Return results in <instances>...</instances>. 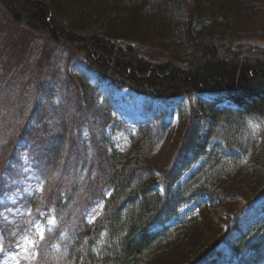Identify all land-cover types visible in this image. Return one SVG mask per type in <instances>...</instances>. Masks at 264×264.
Masks as SVG:
<instances>
[{
  "label": "trees",
  "instance_id": "obj_1",
  "mask_svg": "<svg viewBox=\"0 0 264 264\" xmlns=\"http://www.w3.org/2000/svg\"><path fill=\"white\" fill-rule=\"evenodd\" d=\"M256 5L255 0H0L13 24L70 47L86 69L119 90L156 100L225 95L232 107L204 103L202 108L223 123L225 137L235 144L248 117L264 120V58L235 46L240 38H253ZM207 22L209 32H197V26ZM190 130L186 125L160 159L151 157L154 136L147 124L129 137L131 154L103 144L106 171L99 193L93 195L100 212L69 231L59 249L62 264H209L223 245L234 254L233 264L253 258V253L245 262L238 258L233 247L245 240L233 238L232 231L241 214L264 198V142L242 175L250 195L239 208H231L227 217L217 212L233 189L224 163L214 157L181 189L193 198L196 212L212 215L176 216L165 223L174 209L180 164L195 145ZM66 163L59 153L52 194L35 195L40 206L56 201L57 209L67 208L60 197ZM199 175L204 178L200 186L195 181ZM250 248L256 250L257 245Z\"/></svg>",
  "mask_w": 264,
  "mask_h": 264
},
{
  "label": "rangeland",
  "instance_id": "obj_2",
  "mask_svg": "<svg viewBox=\"0 0 264 264\" xmlns=\"http://www.w3.org/2000/svg\"><path fill=\"white\" fill-rule=\"evenodd\" d=\"M255 1L253 38H240L235 46L264 58V0ZM209 29L208 22L197 26V32ZM204 103L233 106L223 94L156 100L119 90L86 69L70 47L13 24L0 6V264H62L59 249L68 241L69 231L100 212L101 204L93 195L99 193L106 171L103 144L109 142L131 154L129 137L145 124L154 136L150 153L155 159L178 142L186 125L191 129L189 140L195 141L188 159L180 164L182 176L172 194L174 209L165 223H172L176 216L212 215L206 210L196 212L193 198L181 189L214 157L224 163L229 174L226 181L233 189L217 212L227 217L231 208H239L250 195L242 175L264 142V120L248 117L235 144L225 137L223 123L207 115ZM59 153L68 162L63 168L66 186L60 193L68 203L63 211L56 208V201L45 208L47 201L40 206L35 198L37 193L52 194ZM201 175L195 180L199 186ZM195 187L194 183L188 191ZM232 235L245 240L233 247L239 259L245 262L253 253L247 264H264V198L241 214ZM252 244L256 250L250 248ZM234 260L231 249L223 245L209 264H233Z\"/></svg>",
  "mask_w": 264,
  "mask_h": 264
},
{
  "label": "snow or ice",
  "instance_id": "obj_3",
  "mask_svg": "<svg viewBox=\"0 0 264 264\" xmlns=\"http://www.w3.org/2000/svg\"><path fill=\"white\" fill-rule=\"evenodd\" d=\"M250 126H251V125H250ZM39 235H40L41 239H43V232H40ZM31 243H32V246L35 247V242L33 241V242H31Z\"/></svg>",
  "mask_w": 264,
  "mask_h": 264
}]
</instances>
